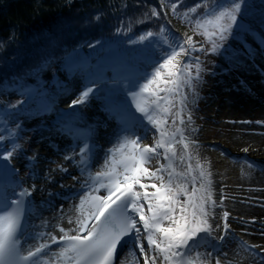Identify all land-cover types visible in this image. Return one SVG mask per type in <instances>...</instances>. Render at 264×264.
<instances>
[{"label": "rangeland", "instance_id": "1", "mask_svg": "<svg viewBox=\"0 0 264 264\" xmlns=\"http://www.w3.org/2000/svg\"><path fill=\"white\" fill-rule=\"evenodd\" d=\"M242 8L243 15L239 18V22L244 25L247 31L234 28V33L236 34L228 35L224 41L213 37L212 39H216L217 43L221 45L215 52L211 50V41L201 34L202 30L196 29V21H192L191 24L187 25L186 28L192 32L191 37H193L192 40L195 48L203 49L197 50L193 60H188L193 65L199 63V79L193 78L194 90L188 86H183L179 89L178 93L161 92V97L167 95L172 101L174 106L171 108V112L173 114L181 107L184 108L181 115L185 123L180 125L179 119H177L176 126L184 129V135L189 142V148L185 153L182 145L175 144V149H179L182 152L184 160L181 161L177 158L174 161L183 162L185 171L187 165L190 163L193 168V176H198L199 169L196 168L197 161L201 165L205 162L208 168L206 172L210 173V176L216 179L218 185L216 200L220 223L218 224L219 227L215 229L218 234L216 235L217 240L215 242L211 240L202 241L203 246L199 249L205 255L207 252L213 253V257H209L213 264L216 254L223 252L228 253L227 260L234 262L235 256L232 253L236 249L243 250L246 253L245 260H238V264H249L250 255H254L264 263V251L258 247L261 245H257L254 242L255 238L252 237L254 234H264L263 228L250 224L248 220L252 221L253 218L242 215L241 213L239 214L237 210L239 207L256 208V206L254 205V201H249L248 191L250 192V190L246 191L248 188L244 184V177L240 175L241 170L236 166L239 163L238 160H240L238 157L243 156L244 152H246L241 147L239 148L236 140H238L237 137L241 138L240 133L244 131L240 130L239 127L246 124L247 120L240 119V117L238 123L233 120L235 117L237 119L240 115V111L236 115H233V112L236 109L239 110L240 106L247 108L250 106L249 104H258V100L255 98L248 100L249 104L241 103L242 101L238 98L242 95L249 96L252 94L253 89L251 86H248L247 80L254 73L264 70V63H262L264 62V53L261 52L258 43L259 37L264 35V0H245ZM176 22L178 23L179 19ZM242 41L246 42L255 50L254 59L249 58L245 60L243 55H238V53L245 52ZM197 57L199 58L198 61L196 60ZM237 59L244 62L238 65L236 63ZM178 60L186 61L187 58L181 55L178 57ZM254 66L255 68L257 66L260 68L255 69ZM63 69L64 67L55 66L47 77L49 80L48 84L57 81L58 79L56 77L64 74ZM161 71L164 75L162 80L158 81L160 87L173 88V85L163 83V80L173 79V77L168 76V69H162ZM172 71H175V69H172ZM195 72L196 69L193 68V77H195ZM62 78L60 77V80ZM110 90L115 91L113 94L117 95V100L121 99V101L117 102L118 104L109 97H106L107 95H104L102 99L98 94H90L85 103L69 107L73 100L79 99L81 91L77 90L71 93H65L63 97L59 96L57 92L50 98V102H56L60 109L49 115V117H45L46 114L41 112L34 114L33 111L21 114L12 119V123L16 124L10 127V132L15 134L13 137L14 140L10 142H6L10 138L7 135L10 132L3 133L4 128L2 124L5 121L0 119V135L5 137V140L0 142V145H2L0 151L3 148H10L13 142H18L21 145V150L10 161L0 160V165L7 164L10 168L16 170L15 173L7 176V179L12 181L22 179L29 185L40 184L42 187L47 186L48 189L58 190L67 189L78 180L88 178L89 174L94 175L100 172L101 169L91 159L87 158L86 162L82 163V157L79 153L83 138L81 139L74 133L78 129L87 131L89 134H91L90 131H96V136L94 133L91 134L93 143L92 150L95 148V151L98 153L100 147L103 146V151L106 152L109 159L111 158L110 151L116 147H114L115 143L123 139V121L131 123L133 129H135V126L138 127V130L127 131L124 129V131H126V135H131L132 139L139 137L140 140L138 143L141 147L154 145L157 139H159V131L154 126L152 130H146L147 127L150 128L149 122L136 110V104L139 99L133 96L120 95L118 93L119 87H113ZM104 92L106 93V91ZM135 92H138V90ZM234 94L238 98L232 100ZM263 94H258L261 100H264ZM182 96L187 97L184 101V105L186 106L180 104ZM3 102L5 106L9 104L8 107L12 105L19 106V101L17 100L9 102L4 98ZM22 111L24 110L20 109L18 113ZM41 115H43V119L39 120ZM189 115H191L190 122L188 121ZM8 118L10 119L9 115ZM161 118H163V114H161ZM167 119L168 123L163 127L168 131L174 130V126L172 125L173 116H168ZM64 120L67 121L64 122ZM96 139H98V142H96ZM192 147L199 149L193 151L191 150ZM70 149H75L77 158L68 162L67 167L69 168L71 166L70 171L62 174L60 169L62 163L61 156L66 155ZM158 152L161 154L155 155L150 162L145 164V167L150 171H155L161 168V165H164L161 175L167 181L168 171L171 170L168 166L170 164L172 165L173 161L164 159L163 149H159ZM189 156L191 157L190 160L188 159ZM245 162L248 164L247 166L254 168L255 171L264 173V165L252 164L247 160ZM82 169H86V171L82 173ZM49 173L51 180H44ZM12 181L9 182L12 183ZM141 182L146 185L153 183L159 185L160 183L154 177L148 176H142ZM194 183L195 187L199 188V179ZM185 187L191 191L193 187L191 177H188L187 182H185ZM19 190L18 188H14V190H11V193L14 191L18 192ZM136 190L141 192L145 191V189H140L139 185L136 186ZM146 191L151 193L155 189L149 186ZM201 194V192H197V196ZM68 196L75 197V191H70ZM253 196L251 195L250 197ZM255 197L262 199L258 195ZM56 198L59 199L60 195ZM184 199L186 197H180V200ZM207 207L213 214L210 204ZM145 212L150 215V213H147V208H145ZM225 212L228 213L226 221L224 219ZM136 218L138 219V216ZM225 223L228 225L227 230L224 229ZM251 227L255 230H252ZM62 235L64 233H60L56 237L59 238ZM219 237H224V239L220 240L218 239ZM143 243L145 245V253H141L139 248L134 246L133 241L129 249L137 264H144V256L146 253L156 255V253L150 251L146 240H143ZM53 244L50 243V245ZM252 245L257 247H250ZM221 259L224 261L223 257ZM157 264H160L159 259L157 260ZM224 264H226V261H224Z\"/></svg>", "mask_w": 264, "mask_h": 264}, {"label": "snow or ice", "instance_id": "2", "mask_svg": "<svg viewBox=\"0 0 264 264\" xmlns=\"http://www.w3.org/2000/svg\"><path fill=\"white\" fill-rule=\"evenodd\" d=\"M244 3L245 0H228L226 6L217 4L205 13L203 19L196 20V29L202 30L201 34L211 41L213 52L221 47L216 39H212L213 37L224 41L228 35L236 34L234 28L247 31L244 25L239 22V18L243 15L242 5ZM201 7H208L205 0L189 9L188 12L195 13ZM176 9L177 4L172 3L171 11L174 14ZM188 12L183 14L184 17L188 16ZM151 14L157 17L160 15L155 8L152 9ZM161 31L163 32L164 29L162 28ZM153 35L152 32H147L145 35H141L139 40L141 42L148 40ZM258 43L261 52L264 53V35L259 37ZM242 45L245 52L238 53V55H243L245 60L254 59L255 50L246 42L242 41ZM169 47L171 48V45ZM190 50H203L195 48L192 37H188L183 44L172 49L164 61L155 68L146 83L137 85L139 92H132V96L136 98L142 97L144 93H150L155 97L151 100L144 98L138 102L136 110L157 128L159 139L152 146L141 147L138 143L139 137L135 139L124 137L110 151L111 158H106L103 170L94 175L89 174L88 179L85 180V186L90 188V191L80 199L77 216L68 218V223L74 224V227L68 231L60 227L59 230L64 235L59 238L51 236V243L63 242L65 244L54 259L50 258L47 262L42 260V257L47 255L45 249L49 247L46 242L30 247L27 253L23 254L20 232L23 228L25 210L22 198L30 196L31 190L22 189L19 193L14 191L13 195L17 198L11 200L5 198V204L0 207V264H60V262H64V264H113L117 248L124 243L125 238L133 239L134 246L138 247L141 253H145L143 240H146L150 251L156 253V255L146 253L144 264H157L158 259L160 264H213L209 259V257H213L212 252H207L205 255L199 251L203 246L202 241L217 239L213 235L215 228L209 223L212 213L207 207L209 204H215L211 199L210 192L209 177L211 174L206 172L204 166L198 161L196 163V168L199 169L198 176L192 175L193 168L190 163L185 172H177L170 164L168 167L171 170L168 171V180L165 181L164 176L161 175L164 165L155 171H150L145 167V164L150 162L155 155L161 154L158 152L159 149L164 150V159L173 160L176 158L175 144L182 145L185 153L189 148L184 129L176 126L177 119H179L180 125L185 123L181 115L184 108L181 107L173 114L171 112V108L174 106L172 101L167 95L159 96L157 91L152 90V86L162 80L164 73L161 70L168 69L167 74L173 79L163 80V83L171 84L173 88H159L157 85L158 91L178 93L183 86L194 90L193 78L199 79V63L193 65L187 61L178 60L181 55L189 56ZM198 59L197 57L196 60L198 61ZM243 62L239 59L236 60L238 65ZM193 68L196 69L195 77L192 73ZM92 92L93 88L87 87L80 94L79 99L73 100L69 107L85 103ZM186 99V96H182L180 104L184 105ZM11 107H15V105ZM161 114H163V118H161ZM168 116H173L174 130L172 131L163 127L168 123ZM188 121H191V115L188 116ZM17 127L19 126L17 125ZM14 135L10 132V137H14ZM4 140L5 137L0 135V142ZM20 150L21 145L18 142H13L10 148H3L0 151V160L10 161ZM89 152L90 148L85 143L79 153L82 163L86 162ZM65 159H71V157L66 156ZM179 159L183 161L184 156L181 155ZM188 159L190 160L191 157L189 156ZM84 171L86 169H82V173ZM15 172L16 170L7 164L0 165V176H9ZM142 176L154 177L160 183L159 185L155 183L146 185L141 182ZM188 177H191L193 181L191 191L185 187ZM197 179L200 181L199 188L195 187L194 183ZM137 185L145 191L136 190ZM149 186L155 191L151 193L146 191ZM2 189L3 184H0V190ZM100 189H105L107 194L97 195L96 193H99ZM198 191L202 193L200 196H197ZM181 196L186 199L180 200ZM177 207H179V218H177ZM145 208L150 215L146 214ZM130 213H135L138 219ZM227 217L228 213L225 212V221ZM164 221H169V223L165 225ZM138 224H142V228ZM216 227L218 228L219 225ZM227 228L228 225L225 223L224 229L227 230ZM218 239L223 240L224 237ZM227 256V252L217 253L214 264H224V261L226 264H233L231 260H227ZM221 257L224 258V261Z\"/></svg>", "mask_w": 264, "mask_h": 264}, {"label": "trees", "instance_id": "3", "mask_svg": "<svg viewBox=\"0 0 264 264\" xmlns=\"http://www.w3.org/2000/svg\"><path fill=\"white\" fill-rule=\"evenodd\" d=\"M201 2L0 0V119L10 128L16 124L12 119L21 114L34 111L49 117L60 109L56 102H50L57 92L63 97L92 87L91 94L102 99L107 95L115 103L121 99L117 100L110 88L119 87L118 93L123 96L139 92L137 85L146 83L166 55L192 36L187 25L202 19L217 4H228V0H205L207 8L188 12ZM172 3L177 4L175 14ZM153 8L160 13L158 17L152 16ZM147 32L154 35L141 42L139 37ZM196 52L190 50L186 56L189 64ZM55 66L64 67V76L61 80L56 77L59 83L48 84L47 73ZM157 85L161 88L158 81ZM157 85L152 90L161 96ZM4 98L19 101V106H5ZM144 98L155 99L144 93L138 102ZM20 109L24 111L18 113Z\"/></svg>", "mask_w": 264, "mask_h": 264}, {"label": "bare ground", "instance_id": "4", "mask_svg": "<svg viewBox=\"0 0 264 264\" xmlns=\"http://www.w3.org/2000/svg\"><path fill=\"white\" fill-rule=\"evenodd\" d=\"M51 71L47 73V77L50 74ZM260 79L264 81V70H260L258 73H254L250 76V78L247 80L248 86L253 88L254 94H251L249 96L242 95L240 98H238L237 95H233L232 100L240 99L241 103H247L249 104L248 100H251L253 98L258 100V104H249V107H243L240 106L239 110H235L233 112V115H236L240 111V115L235 117L234 122L238 123V119L240 117L247 120L246 124H243L239 127L240 130H244L240 133V137H237V145L239 148L241 147L244 152L243 156L238 157L237 168H240L241 173L240 175L244 177L243 181L246 187L248 188L246 191H248V197L249 201H254V205L256 208H248V207H239L237 210L239 211V214L245 216H250L252 221H249L250 224L254 226H261L264 230V173L260 171H255L254 168L247 166L248 164L245 162V160L251 162L252 164L256 165H264V100H261L259 98L258 94L264 93V87L260 84ZM264 95V94H263ZM261 104V106H260ZM234 117V116H233ZM123 138L128 137L132 139L131 135H126V131L124 129L131 130L128 125H124L123 127ZM242 128V129H241ZM69 130V129H68ZM73 131V130H70ZM74 132V131H73ZM78 135V137H81V135L87 134L89 135V132L83 131L78 129V131L74 132ZM91 134L96 133V131H90ZM85 136V135H84ZM96 136V135H95ZM122 141V140H121ZM120 141V142H121ZM96 142H98V139H96ZM115 143L114 147L117 146L119 143ZM199 148L192 147L191 150L196 151ZM75 149H70L67 151V154L62 157V163L60 166L61 173L66 174L70 171L71 166L68 168L67 164L68 162L73 161V159L77 158V155ZM182 155V152L179 149H176V158H179ZM71 157V159H65V157ZM107 155L106 152L103 151V146L100 147L98 153L97 151L94 152L92 155V158H90L96 165L103 170V166L105 163ZM109 159V158H108ZM172 163V167L176 169L177 172H185V165L183 162L174 161ZM245 159V160H244ZM205 170H208L206 167L205 162L202 163ZM63 169H66L67 171H64ZM50 173L45 177L44 180L50 181ZM88 178H84L81 180H78L74 184H72L67 189H48L47 186L42 187V185H29L24 180L20 179L18 181H12L7 179V176H0V183L7 185L9 190L12 188H21L22 189H29L31 190V195L26 196V200L28 201L30 207H29V215L27 217L25 227L26 231H28V234H25L23 237H21V246L23 251V254L27 253V250L30 247H33L34 245L46 242L49 244V247L45 249V252L47 255L42 257V260L47 262L50 258L54 259L59 252L61 248L64 246H61L59 243H54L53 245H50L51 243V236H57L60 234V227H63L66 231L72 229L74 227V224L68 223V218H74L77 216V206L80 202V199L88 194L90 191V188L85 186V180ZM211 181L210 185V192H211V199L215 202V204H210L211 209L213 210L212 216L209 218V223L213 225V227L216 229V225L220 223L218 219V204L216 200V195L218 194V185L216 183V179L213 178V176L209 177ZM9 181H12L9 182ZM79 185V186H78ZM81 190V191H80ZM70 191H75L76 196L75 197H69ZM78 191V193H77ZM254 193V194H252ZM97 195H106L105 189H100L99 193H96ZM60 195V198L57 199L56 197ZM251 195H254L253 197H250ZM258 195L262 199H258L255 196ZM177 218H179V207H177ZM169 221H164V224L167 225ZM139 227H141V224H138ZM252 230H255L251 227ZM258 233V232H257ZM50 234V235H49ZM83 235V234H82ZM213 235L216 237L217 232L213 233ZM254 239V242H256L259 248L264 249V234L258 235L254 234L252 235ZM217 239L211 240L215 242ZM203 244V243H202ZM200 251V250H199ZM238 252V253H236ZM233 256H235L233 264H238L239 261H244L246 253L243 250L236 249L233 253ZM62 264V262H60ZM121 264H137L133 255L128 250L124 252L123 254V263ZM249 264H264L261 260L256 258L254 255H250L249 257Z\"/></svg>", "mask_w": 264, "mask_h": 264}]
</instances>
